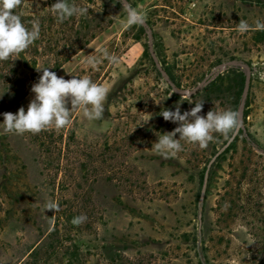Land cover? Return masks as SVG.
<instances>
[{"label":"rangeland","instance_id":"1","mask_svg":"<svg viewBox=\"0 0 264 264\" xmlns=\"http://www.w3.org/2000/svg\"><path fill=\"white\" fill-rule=\"evenodd\" d=\"M126 1L145 14L150 41L140 25L124 24L119 0H68L88 12L63 22L51 10L55 0H20L14 9L26 28L38 23L39 38L0 61V114L27 110L44 68L65 80L86 75L108 94L98 121L74 110L59 130L16 135L0 125V264L259 263L264 31L254 25L264 22V0ZM240 20L253 27L239 32ZM92 54L101 60L94 70L81 62ZM232 59L252 71L243 104L246 69L239 65L220 71L192 100L203 101L200 115L239 111L245 132L213 133L204 149L181 140L175 156L156 153L160 134L178 126L159 115L183 101L175 91L192 90ZM193 106L181 102V113ZM49 203L56 210H46ZM79 215L87 219L73 225Z\"/></svg>","mask_w":264,"mask_h":264},{"label":"clouds","instance_id":"2","mask_svg":"<svg viewBox=\"0 0 264 264\" xmlns=\"http://www.w3.org/2000/svg\"><path fill=\"white\" fill-rule=\"evenodd\" d=\"M19 3L20 0H0V61L20 54L39 38L38 23L33 22L30 29L26 28L15 14L14 9ZM50 7L58 22L73 16H83L88 12L87 7H77L68 3V0H55ZM121 7L126 14L124 24H143L145 14L142 11L129 5L126 0L121 2ZM252 27L244 20L237 24V30L241 33L249 31ZM254 27L256 30L264 31V22L257 20ZM103 57L111 63H118L117 57L110 55L106 50L103 51ZM81 62L94 70L101 60L92 54L84 55ZM49 69L44 68L38 82L31 86L30 91L34 97L26 111L21 107L15 114H0L3 116L0 125H3L5 132L22 135L38 134L50 127L63 129L69 125L70 113L74 110H79L87 121H98L103 118L104 102L108 94L106 86L91 81L86 75L72 76L71 79L65 80ZM175 92L183 97V101L177 102L175 110L163 109L159 115L164 121H170L178 126L171 132L160 134L157 141L152 144L156 153L164 157L175 156L182 150L181 140L204 149L213 141V133H219L227 139L238 127L240 122L238 112L229 109L209 110L205 115H200L203 101L194 102L191 91ZM184 101L194 106L181 113L180 103ZM177 134L178 139L175 138ZM57 207L56 204L49 203L46 210H56ZM86 219V216L79 215L73 217L71 223L79 225Z\"/></svg>","mask_w":264,"mask_h":264},{"label":"water","instance_id":"3","mask_svg":"<svg viewBox=\"0 0 264 264\" xmlns=\"http://www.w3.org/2000/svg\"><path fill=\"white\" fill-rule=\"evenodd\" d=\"M121 2H124V0H121ZM139 25L144 29V31L146 32L147 39H148V41H150L152 39L150 27L145 22H143V24H139ZM148 53H149L150 59L154 63L156 70L158 71V73L161 76L166 78L167 84L173 89L174 86H173L172 82L167 78L166 73L162 69L161 64L159 63V60H158V58H157V56L153 50V47L151 45H149V47H148ZM233 65L243 66L246 69V74L244 76L243 87H242V91H241V97H240L239 103H238V107H240L243 104L244 99H245L247 92L249 90L252 71H251V68L249 66H247L241 62H238L234 59L229 60V61H225V62H221V63H218L217 65H215L214 68L212 69V71H210L192 90H190L192 92L191 95H195L201 88L207 86L210 83V81L212 80V78L215 77L216 75H218L220 71L224 70L225 68H227L229 66H233ZM237 112H238V119L240 121L239 125H238V129H241L243 132H245V128L243 127V125L241 123L240 113H239V111H237Z\"/></svg>","mask_w":264,"mask_h":264},{"label":"trees","instance_id":"4","mask_svg":"<svg viewBox=\"0 0 264 264\" xmlns=\"http://www.w3.org/2000/svg\"><path fill=\"white\" fill-rule=\"evenodd\" d=\"M140 28L141 29H143L141 26H140ZM167 74H169L168 72H167ZM170 75V74H169ZM243 87V86H242ZM242 91V90H241ZM262 252L264 253V249L262 250ZM262 253V254H263ZM247 261V262H246ZM248 262H249V264H264V258H263V260L262 261H260L259 263H257V260H256V258H251V259H247V260H245V261H243V263L242 264H248Z\"/></svg>","mask_w":264,"mask_h":264}]
</instances>
